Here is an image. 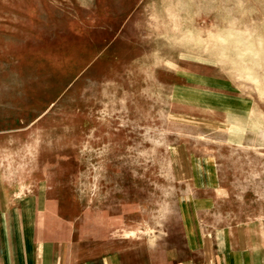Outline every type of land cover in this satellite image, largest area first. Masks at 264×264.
Returning a JSON list of instances; mask_svg holds the SVG:
<instances>
[{
  "label": "rangeland",
  "instance_id": "rangeland-1",
  "mask_svg": "<svg viewBox=\"0 0 264 264\" xmlns=\"http://www.w3.org/2000/svg\"><path fill=\"white\" fill-rule=\"evenodd\" d=\"M0 191L92 252L264 249V0H0Z\"/></svg>",
  "mask_w": 264,
  "mask_h": 264
},
{
  "label": "crops",
  "instance_id": "crops-1",
  "mask_svg": "<svg viewBox=\"0 0 264 264\" xmlns=\"http://www.w3.org/2000/svg\"><path fill=\"white\" fill-rule=\"evenodd\" d=\"M11 199L0 191V264H264L263 246L257 247L252 239L243 234L234 239L230 229L213 239L200 224L185 227L183 255H166L160 262L143 263L116 251L83 250L72 239L49 233V224L25 217L39 214L41 207L14 206Z\"/></svg>",
  "mask_w": 264,
  "mask_h": 264
}]
</instances>
